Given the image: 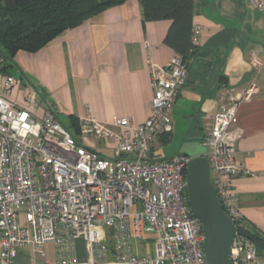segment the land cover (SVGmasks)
Returning <instances> with one entry per match:
<instances>
[{"label": "built area", "instance_id": "obj_1", "mask_svg": "<svg viewBox=\"0 0 264 264\" xmlns=\"http://www.w3.org/2000/svg\"><path fill=\"white\" fill-rule=\"evenodd\" d=\"M264 11V0H250ZM199 34L193 27V41ZM248 62L264 66V51L251 48ZM152 98L147 118L113 120L115 129L91 114L78 120L75 137L50 110L38 114L35 90L16 89L14 74L0 71V264H14L29 246L40 256L53 244L57 264H207L200 222L186 197L190 156L152 155V140L172 131L170 111L187 80L178 55L164 65L148 62ZM259 93L251 81L240 92L223 89L202 138L210 182L222 209L235 225L241 218L231 179L242 172L236 143V112ZM13 96V97H12ZM86 139L105 141L112 157ZM152 240V252L137 254L133 241ZM81 240L86 259L79 260ZM233 264L257 260L252 242L234 229Z\"/></svg>", "mask_w": 264, "mask_h": 264}, {"label": "crops", "instance_id": "obj_2", "mask_svg": "<svg viewBox=\"0 0 264 264\" xmlns=\"http://www.w3.org/2000/svg\"><path fill=\"white\" fill-rule=\"evenodd\" d=\"M141 18L139 0H125L94 13L35 52H17L12 69L20 81L16 89L35 90L38 114L50 110L65 126H70L71 117L78 121L87 114L112 129L113 120L124 116L142 123L152 98L148 62L164 66L175 53L164 43L170 21L143 24ZM192 24L199 28L194 42L197 52L170 111V136L181 119L189 123L188 136L202 141L209 131L208 116L219 107L221 91L240 92L251 81L258 84L259 93L241 102L236 112L242 172L230 184L242 221L264 233V66L254 70L248 62L251 48L264 51V11L250 0H194ZM219 75L227 77V85L217 82ZM179 98L184 100L178 106ZM86 143L100 154L106 145L92 139ZM132 248L137 254L151 253L152 240H135ZM75 255L79 260L87 257L81 240ZM14 264H57L55 248L45 244L40 256L22 246Z\"/></svg>", "mask_w": 264, "mask_h": 264}, {"label": "trees", "instance_id": "obj_3", "mask_svg": "<svg viewBox=\"0 0 264 264\" xmlns=\"http://www.w3.org/2000/svg\"><path fill=\"white\" fill-rule=\"evenodd\" d=\"M124 1L0 0V71L13 74L17 52H35L63 31L77 26L94 13ZM139 2L143 24L147 21H170L164 43L172 48L175 55L182 58L188 74V63L197 52L193 41L192 24L194 0H139ZM54 117L56 118L55 115ZM65 127L75 137L78 135V121L73 117L70 126ZM160 135L163 142L170 137V133ZM234 229L254 244L258 259L251 263L239 264H264V233L253 224L242 221V218L235 222Z\"/></svg>", "mask_w": 264, "mask_h": 264}, {"label": "water", "instance_id": "obj_4", "mask_svg": "<svg viewBox=\"0 0 264 264\" xmlns=\"http://www.w3.org/2000/svg\"><path fill=\"white\" fill-rule=\"evenodd\" d=\"M227 81L224 75L217 77L219 84L227 85ZM185 179L190 213L201 224L207 264H233L230 252L234 224L219 204L210 182L208 159L203 154L190 156Z\"/></svg>", "mask_w": 264, "mask_h": 264}, {"label": "rangeland", "instance_id": "obj_5", "mask_svg": "<svg viewBox=\"0 0 264 264\" xmlns=\"http://www.w3.org/2000/svg\"><path fill=\"white\" fill-rule=\"evenodd\" d=\"M232 82H233V80H230V83H232ZM182 99L183 98H179L178 106L180 104L179 102ZM190 102H191V99H189V103ZM190 105L191 104H189L188 107ZM197 107H198V105L196 106V108ZM178 109H179V107H178ZM178 113H179V111H178ZM185 113H187V110L185 111ZM179 114L182 115L181 112ZM61 124L63 125V123H61ZM188 124L189 123H186V121L183 122L180 119V122H178V124H176V131L174 130L175 134L173 132V134L170 136V138L165 142H163L159 138H153L152 144H151L153 157H155V158H167V157H171L175 154H183L186 156H195V155H200L201 153L205 152L206 148L199 139L190 138V135L188 136V133H187ZM100 151L103 155L108 156V157H112L114 154L111 146H109L108 144L104 145V147L100 148ZM257 261H258V259H257Z\"/></svg>", "mask_w": 264, "mask_h": 264}]
</instances>
